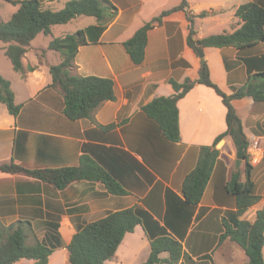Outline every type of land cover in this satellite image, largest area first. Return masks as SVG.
Wrapping results in <instances>:
<instances>
[{
    "label": "crops",
    "instance_id": "1",
    "mask_svg": "<svg viewBox=\"0 0 264 264\" xmlns=\"http://www.w3.org/2000/svg\"><path fill=\"white\" fill-rule=\"evenodd\" d=\"M110 1L118 10L116 18L100 35L90 33L89 44L79 48L72 70L73 75L109 78L115 83V100L103 103L91 119L72 121L65 116L63 95L50 86V67L59 65L62 57L54 64L47 60V54L54 38L96 26V18L82 16L53 26L60 28L59 34L52 33V27L51 34H44V45L30 46L23 58L24 72L14 70L5 53L8 45L2 42L0 54L9 63L0 60V76L11 82L15 102L22 109L14 117L0 104V165L58 169L76 166L80 157L87 155L111 173L127 194L113 195L102 183L89 181L73 182L58 190L24 174L0 172L1 222L6 226L29 222L32 236L40 240L57 226L63 247L50 256L48 264H70L67 246L79 229L109 213L140 207L182 243L193 264H246L248 256L241 245L229 237L220 243L225 223L232 224L237 210L236 197L227 191V184L235 172L241 173V181L246 180L245 162L237 168L236 148L230 137L217 145L220 155L201 202L191 206L183 195L184 180L195 169L201 148L213 145L227 130L222 98L212 88L197 83L178 102L179 142L168 140L142 107L156 98L173 96L171 80L196 82L204 61L213 83L232 95L234 89L247 83L250 73L264 71V43L243 50L208 47L204 60L200 59L188 45L186 12L175 11L149 31L145 60L135 65L124 43L147 22L183 0ZM249 1L187 0L196 16L197 37L235 31L241 23L236 11ZM257 1L264 6V0ZM203 12L208 15L200 17ZM42 50H47L43 60L39 57ZM29 66L35 69L29 71ZM232 104L249 143L257 139L262 143L261 161L252 165L251 171L261 200L240 217L253 223L264 210V102L244 97ZM112 124L116 126L104 128ZM150 254L151 241L139 225L105 264H144ZM33 263L23 259L16 264Z\"/></svg>",
    "mask_w": 264,
    "mask_h": 264
},
{
    "label": "trees",
    "instance_id": "2",
    "mask_svg": "<svg viewBox=\"0 0 264 264\" xmlns=\"http://www.w3.org/2000/svg\"><path fill=\"white\" fill-rule=\"evenodd\" d=\"M6 1L19 7L7 21L0 20V42L8 45L5 53L17 72L25 71L23 58L39 34L49 35L53 26L68 24L78 17L96 18L98 25L54 38L50 42L48 50L58 52L62 57L59 65L50 67V86L63 95L64 114L72 121L91 119L103 103L115 100V83L112 79L72 74L79 48L89 44L90 33L96 32L100 35L116 18L118 10L110 0H71L58 11L52 9L51 4L60 0ZM175 11L186 12L190 23L188 45L200 59L204 60V50L208 47H234L243 50L264 43V6L257 0H251L237 9L235 15L241 23L235 31L203 39L197 37L198 32L194 26L196 16L189 10L187 0H183L178 7L164 11L159 17L147 22L124 43V48L135 65H140L145 60L149 31L161 23L165 16ZM207 15L208 12H203L199 16ZM46 52L47 50H42L39 54L41 60L45 58ZM34 69L35 67H28L29 71ZM170 82L175 94L154 99L143 106L142 111L159 124L165 137L172 142L180 141L178 102L197 83L212 88L227 108V130L216 138L213 145L201 148L195 169L184 180L183 195L186 202L191 206H197L201 202L220 155L217 145L225 137H230L236 148L237 159L245 162L246 180L241 181V173L235 172L227 184V191L236 197L237 210L232 224L225 223L226 232L220 237V243L229 237L245 250L248 256L246 264H264V210L257 213L253 223L240 219L261 200V197L256 194L255 184L251 179L249 141L242 120L232 104L233 100L244 97L264 102V71L250 73L247 83L234 89L232 95L225 94L213 83L206 61L202 63L196 82L191 79H186L183 83L174 80ZM0 104L5 105L14 117H18L22 109V106L15 102L11 82L2 76ZM115 126L116 124H112L104 128L112 129ZM0 172L24 174L51 184L58 190L65 189L73 182L89 181L102 183L113 195L127 194L111 173L87 155H82L79 164L71 167L30 170L10 163L1 164ZM139 225L151 241V254L144 264H179L181 261V264H193L182 243L168 235L158 221L140 207L109 213L79 229L67 246L69 263L105 264L115 257L125 236L133 233ZM32 234L33 227L29 222L20 221L6 226L0 220V264H16L23 259L34 261L33 264H48L50 256L63 247L57 226H54L52 233H47L43 240ZM164 253L168 254L166 258L161 257Z\"/></svg>",
    "mask_w": 264,
    "mask_h": 264
},
{
    "label": "rangeland",
    "instance_id": "3",
    "mask_svg": "<svg viewBox=\"0 0 264 264\" xmlns=\"http://www.w3.org/2000/svg\"><path fill=\"white\" fill-rule=\"evenodd\" d=\"M67 1H71V0H61L58 1L54 4V6H51L52 9L54 10H61L64 8V3ZM18 10V6H15L9 2H7L6 0H0V20L2 21H6L8 20L16 11ZM70 27V26H69ZM60 28L58 27H53L52 29V33L54 34H59V30ZM47 36H45L44 34L40 35L38 37V39L33 43L32 42V47H37L38 45H44V40H46ZM3 43L0 42V46H2ZM50 54H47V60H49L50 62H53L54 64H59L61 62V54L58 52H49ZM0 60L5 61L6 63H9V60L7 59V57L3 56V54H0Z\"/></svg>",
    "mask_w": 264,
    "mask_h": 264
},
{
    "label": "built area",
    "instance_id": "4",
    "mask_svg": "<svg viewBox=\"0 0 264 264\" xmlns=\"http://www.w3.org/2000/svg\"><path fill=\"white\" fill-rule=\"evenodd\" d=\"M249 162L251 165H257L261 161L263 155L262 143L260 140H255L249 143L248 148Z\"/></svg>",
    "mask_w": 264,
    "mask_h": 264
},
{
    "label": "water",
    "instance_id": "5",
    "mask_svg": "<svg viewBox=\"0 0 264 264\" xmlns=\"http://www.w3.org/2000/svg\"><path fill=\"white\" fill-rule=\"evenodd\" d=\"M241 160H237V168H240Z\"/></svg>",
    "mask_w": 264,
    "mask_h": 264
}]
</instances>
